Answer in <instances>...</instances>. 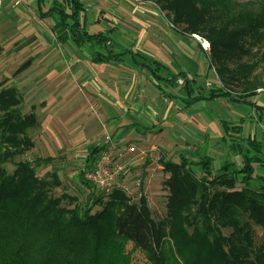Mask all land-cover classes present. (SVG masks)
<instances>
[{"label":"trees","instance_id":"obj_1","mask_svg":"<svg viewBox=\"0 0 264 264\" xmlns=\"http://www.w3.org/2000/svg\"><path fill=\"white\" fill-rule=\"evenodd\" d=\"M141 1H156L172 23L184 25L181 34H201L211 44L220 84L208 87L184 73L170 80H183L189 103L224 97L264 110L249 100L263 87L257 69L264 65V0ZM87 13L81 0H54L48 15L60 20L77 45L97 41L103 51L95 61L120 59L123 54L108 48L109 35L87 31ZM150 66L160 77L163 64ZM5 83L0 82V264H130L128 243L149 264H264V139L246 135L244 120L222 121L223 160L208 153L198 160L186 153L178 161L162 159L169 194L165 217L156 219L144 194L134 202L121 189L91 192L83 204L68 193L53 195L52 187L60 184L55 174L51 181L31 161L16 162L35 147L30 131L41 123L34 111L23 112L19 88ZM98 152L95 147L89 154L87 166ZM35 161L40 165L41 159ZM80 177L95 188L84 173ZM256 227L263 230L259 242Z\"/></svg>","mask_w":264,"mask_h":264},{"label":"crops","instance_id":"obj_2","mask_svg":"<svg viewBox=\"0 0 264 264\" xmlns=\"http://www.w3.org/2000/svg\"><path fill=\"white\" fill-rule=\"evenodd\" d=\"M53 1L2 0L0 7V33L3 25H12V61L31 60L23 78L13 79L12 85L31 99L34 113L44 122L45 149L46 141H59L67 154L86 153L87 166L89 154L110 133L123 144L135 143L149 152L131 167L142 166L149 184L163 170V158L177 161L174 156L193 157L200 149L219 161L223 158L224 148L217 144L227 119L214 115L207 105L221 100L243 103L224 97L189 103L180 79L170 82L184 73L207 85L210 64L197 40L176 31L158 11L136 0H81L88 8L87 31L109 35L108 48L123 54L118 60L97 62L95 53L103 51L101 45L74 43L60 20L48 15ZM154 61L164 66L157 69L160 77L150 66ZM252 98L264 108V92ZM252 114L250 121L258 116ZM241 120L247 132L248 117L234 122ZM212 138L218 139L217 148L211 146ZM132 173L125 175V182L138 179L133 181Z\"/></svg>","mask_w":264,"mask_h":264},{"label":"rangeland","instance_id":"obj_3","mask_svg":"<svg viewBox=\"0 0 264 264\" xmlns=\"http://www.w3.org/2000/svg\"><path fill=\"white\" fill-rule=\"evenodd\" d=\"M156 2V1H155ZM154 2V3H155ZM145 5H149L153 9H159V16L166 17L169 21L170 15L168 11L162 10L158 5H155L153 1L150 2H143ZM172 23V21H171ZM174 25V29L176 31H182L184 28V25H178L175 23H172ZM2 32L0 33V82L5 81V85H12V80L18 78H23L24 71L27 65L31 63V60L24 63H18L12 61V25L10 23L3 25L1 27ZM201 37H203L201 34H196ZM204 38V37H203ZM207 60L205 61L206 64L210 62V69L209 72L211 74V78L207 80V83H210V86H214L215 84H220V78L217 75V68L214 65V61L212 60V56L208 55L206 56ZM210 60V61H209ZM13 63V64H12ZM257 72L261 74L262 78L260 82H262L261 88H259L258 92H264V65L261 64L260 67L257 69ZM255 74V73H254ZM260 76V75H259ZM201 84V82H200ZM235 90L240 93L241 88L236 87ZM25 95V94H24ZM251 101H257V99L251 98ZM31 99H25L22 104V110L25 113H29L34 111L33 106L30 105ZM38 106L36 105V108ZM207 110L213 111L214 115H220L223 119H227L229 121H234L236 119L240 118H247L250 119L249 116L253 115L252 113L255 112L258 114V116L252 117V120H249V126H248V133H253L256 137L264 139V110H258L255 111L254 107L249 104H234L233 102L227 101V100H221L220 102H214L212 101L210 104L207 105ZM37 113V111H36ZM262 117V118H259ZM43 126L44 122H41L40 128H37L35 130L30 131V136L35 141V147L25 153L22 157H19L16 159V162L19 160H29L31 161L35 166L36 170L38 172V175L40 177H48L49 180H53L52 175L55 174L59 180V185H54L52 187V193L55 196H61L64 193H68L74 196H77L81 203H85L88 195L91 192H96V194L100 193L96 188L90 189L86 184L82 183L80 174L85 173L89 169V166H86L85 164V157L84 155L86 153H72L67 154V152L62 151L60 149V143L59 141H56V143H53L49 140L47 144L49 145V148L46 147V149L42 145V137L43 134ZM250 127V129H249ZM254 127V128H253ZM245 132L246 135L248 133ZM218 139L210 140L211 146L213 148H217V146H222V144H217ZM217 144V146H216ZM198 152V153H197ZM196 154L193 155V160H198L202 156L206 154V150L200 149L197 150ZM161 155V154H160ZM37 159H41L40 165H36ZM44 159H47L49 161H44ZM224 159V158H222ZM220 158V160H222ZM174 160H179V156H174ZM88 164V163H87ZM7 168L9 171H13L15 168V165H7ZM197 175H201L200 171L197 168H194ZM132 173L133 181L136 178L141 177L143 180V186L141 187V192L147 197L148 205L151 208L153 212V216L156 219H160L165 217L167 212V196L169 194L168 189L164 185V181L168 177V174L165 173L163 170H159L156 172L155 176L150 181L147 180V175H143V169L142 166H138L136 168H130L127 172ZM86 181H88L85 178ZM89 182V181H88ZM131 184V183H130ZM135 192V191H134ZM132 201L137 202L139 198H136V195L131 196ZM64 205L71 206L69 201H66ZM101 206H96L93 210V212L100 210ZM229 233V232H228ZM263 230L259 227H256V240L259 242L262 238ZM127 255L128 259H130V264H149L147 261V258L145 255L140 251L137 250L133 244L128 243L127 244Z\"/></svg>","mask_w":264,"mask_h":264},{"label":"built area","instance_id":"obj_4","mask_svg":"<svg viewBox=\"0 0 264 264\" xmlns=\"http://www.w3.org/2000/svg\"><path fill=\"white\" fill-rule=\"evenodd\" d=\"M136 1L141 3L146 2L141 0ZM147 2L151 3V1ZM2 3V0H0V7ZM154 10L159 11L157 8ZM163 18L169 26L174 28L171 21L166 17ZM192 37L200 43L202 50L208 57L211 51L210 42L206 38L196 34ZM180 83H183V81L180 80ZM207 85L210 86V83H207ZM98 147L99 152L97 157L92 166L86 171L85 178L102 194L108 195L116 189H121L129 196L136 195V198H140L143 194L141 192L143 180L138 178L130 184L125 182V175L135 163L136 158L143 160L149 152L145 149H140L135 143L123 144L119 140L114 139L110 133L105 135L103 142ZM136 153H138V157L133 156ZM160 160L161 158L157 157V162H160Z\"/></svg>","mask_w":264,"mask_h":264}]
</instances>
